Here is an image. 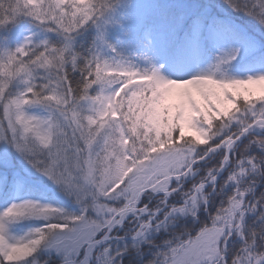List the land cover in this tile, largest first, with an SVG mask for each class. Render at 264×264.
I'll return each instance as SVG.
<instances>
[{"label": "snow or ice", "instance_id": "obj_1", "mask_svg": "<svg viewBox=\"0 0 264 264\" xmlns=\"http://www.w3.org/2000/svg\"><path fill=\"white\" fill-rule=\"evenodd\" d=\"M224 3L235 8L233 0ZM126 8L130 27L109 19L111 0H0L8 41L22 20L59 37L29 32L0 50V142L79 206L68 212L22 199L0 210V264H37V253L54 264H111L108 248L94 253L95 247L129 217L134 239L168 234L148 241L155 252L145 264H264V252L249 241L231 262L224 255L227 239L233 232L243 239L242 221L257 207L246 198L245 182L264 183V74L166 78L161 68L183 67L215 5L127 0ZM246 12L264 25V0ZM107 23L124 28L122 43L149 47L157 66L136 69L73 50L84 26ZM236 55L222 54L216 69ZM212 158V167L199 164ZM26 179L13 154L0 152V189ZM224 185L233 186L231 194L210 207ZM172 193L179 195L169 201ZM154 194L161 195L152 204ZM181 218L187 222L179 229L169 227ZM25 220L43 223L12 235Z\"/></svg>", "mask_w": 264, "mask_h": 264}, {"label": "trees", "instance_id": "obj_2", "mask_svg": "<svg viewBox=\"0 0 264 264\" xmlns=\"http://www.w3.org/2000/svg\"><path fill=\"white\" fill-rule=\"evenodd\" d=\"M253 2L254 0H233L235 8L224 3V0H200L199 5H215L213 13L214 19L207 21L206 26L211 24L215 27L230 45L239 43L242 47L249 48V58L244 60L251 61L254 64L259 62L264 65V25L246 12V9L251 7ZM89 26L90 29L87 33L79 31L74 34L72 40V48L74 51L78 52L80 56L98 54L105 60H119L136 69L157 66L156 60L153 58L149 47L122 43V36L124 33L111 35L106 39L103 46L99 45L94 30L91 28L90 24ZM29 32H36V37L39 39H48L50 41L59 39L55 33L38 31L31 22L22 20L17 28L13 30L14 38L11 41H8L5 33L0 31V50H3L4 47H14L20 42L23 36L29 34ZM113 49H115V51H113ZM168 68L167 65L161 68V74L166 78L168 77ZM243 70V62L231 61L222 65L219 70H217L215 66L213 74L217 76L223 75L231 78H241ZM75 75L76 74H73L74 77ZM252 152L256 155L261 154L256 149H253ZM215 163L216 158H212L200 162L199 164L204 167H212ZM200 174V172H195L193 176L195 177ZM190 183L191 180L186 179L183 187L187 188ZM220 183H222V175L217 180V184ZM245 186L251 188V190L246 193V198L249 202L255 201L257 207L252 212L246 214L242 221L241 231L243 239L241 236H237L235 232L230 238L224 251V255L229 262H231L233 257L241 254L245 241L251 242L252 250L256 253L264 252V207H261V205L264 204V198H262L264 197V183L259 182V177H256L255 182L248 185L246 181ZM232 188V185H224L221 190L224 195H216L214 191V199L210 207L214 208L215 205L220 203L221 199H226V195L231 194ZM156 195L157 194L153 195L152 204L156 203ZM178 195L179 193L172 194L169 201H172ZM22 199L36 200L41 204H51L55 207L63 208L68 212H76L74 209H69L66 200L59 194L52 190H45L27 179L23 183L15 185L7 192L0 189V210H3L10 203L18 202ZM147 199L148 197L146 196L142 198L145 202H147ZM186 222L184 218H181L179 221L169 225V227L179 229L181 223ZM41 223H43L41 220H25L14 225L10 229V233L16 237H20L30 228L37 227ZM134 231L135 230L127 232L122 231L123 233L121 232L117 236V239L106 243L96 250L95 253H103V249L108 248L107 256L111 258V264H145V262L151 258V254L155 252V248H153L148 241L159 243L168 235L160 231L147 234L145 237L139 239H129V237L133 236L132 233ZM35 259L37 264H43L45 261H47V264H54V259H49L46 253H37ZM103 259L104 256L101 255L100 260ZM91 264H97V261L93 259Z\"/></svg>", "mask_w": 264, "mask_h": 264}, {"label": "rangeland", "instance_id": "obj_3", "mask_svg": "<svg viewBox=\"0 0 264 264\" xmlns=\"http://www.w3.org/2000/svg\"><path fill=\"white\" fill-rule=\"evenodd\" d=\"M137 2H139V0H137ZM177 2L183 4L199 5L200 0H177ZM111 3L113 4V12L109 14V19L122 18L124 20L125 26H129V27L132 26L133 20L130 18V15H126V13L128 12L126 8L127 0H115V1H111ZM90 25L97 37V43L102 46L104 45L106 39L109 36L118 33H124L123 27L112 23H107L102 28L99 29L94 24H90ZM89 29L90 26L88 24L84 26V28L81 29L80 31H84L85 33H87ZM231 50L237 51L236 58L231 61H240L244 63V70L241 78H246L247 76L250 75L264 74L263 64L259 62L254 64L251 61L244 60L249 58V48L242 47L239 43L230 45L226 41V39L213 26L207 25L202 39L200 40L197 47L190 52V54L184 61L183 67L180 68L169 67L167 78L187 79L197 74H205V73L213 74V70L217 64L218 57ZM5 150L13 154L20 172L22 173L23 176L27 178V180L32 181L35 185H38L44 188L45 190H52L53 192H56L66 200L69 209H74V211L78 210L79 206L75 203V201L71 197L67 196L64 193V191L60 188V186L52 183L46 177L36 172L25 161L20 159L19 156L14 153V150L10 148V146L0 142V152H3ZM159 195L161 194H157L156 196ZM129 219H131V217L126 219L122 225L114 227L112 232L109 234L110 237H117L122 231L127 232L130 230H135L132 227V225L128 223ZM225 248H226V242L224 245V249Z\"/></svg>", "mask_w": 264, "mask_h": 264}, {"label": "water", "instance_id": "obj_4", "mask_svg": "<svg viewBox=\"0 0 264 264\" xmlns=\"http://www.w3.org/2000/svg\"><path fill=\"white\" fill-rule=\"evenodd\" d=\"M200 162H203V161H200ZM200 162H199V163H200ZM219 177H220V176L217 177V180L219 179ZM172 194H174V193H172ZM172 194H171V195H172ZM171 195H170V196H171ZM170 196H169V198H170ZM233 233H234V232H233ZM232 235H233V234H232ZM232 235L228 238L227 243H228L229 239L232 237ZM139 238H140V237H139ZM113 239H114V237H111V238L108 239V240H102L100 244L96 245L95 250H96L97 248L101 247L102 245H104L105 243H107L108 241L113 240ZM130 239H134V238L131 237ZM136 239H138V238H136ZM95 250H94V251H95Z\"/></svg>", "mask_w": 264, "mask_h": 264}]
</instances>
